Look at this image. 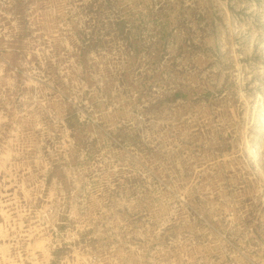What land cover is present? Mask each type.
I'll return each instance as SVG.
<instances>
[{"label":"rangeland","instance_id":"rangeland-1","mask_svg":"<svg viewBox=\"0 0 264 264\" xmlns=\"http://www.w3.org/2000/svg\"><path fill=\"white\" fill-rule=\"evenodd\" d=\"M0 264H264V0H0Z\"/></svg>","mask_w":264,"mask_h":264}]
</instances>
